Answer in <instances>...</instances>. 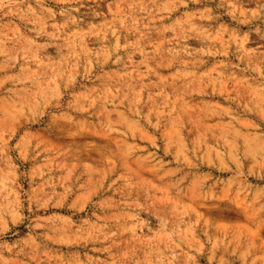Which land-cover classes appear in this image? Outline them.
<instances>
[{
    "label": "rangeland",
    "instance_id": "1",
    "mask_svg": "<svg viewBox=\"0 0 264 264\" xmlns=\"http://www.w3.org/2000/svg\"><path fill=\"white\" fill-rule=\"evenodd\" d=\"M0 264H264V0H0Z\"/></svg>",
    "mask_w": 264,
    "mask_h": 264
}]
</instances>
